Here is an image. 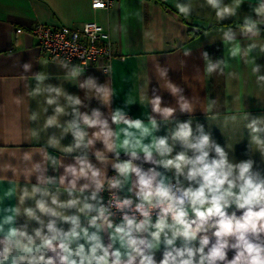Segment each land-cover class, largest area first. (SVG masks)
<instances>
[{
    "label": "crops",
    "instance_id": "1",
    "mask_svg": "<svg viewBox=\"0 0 264 264\" xmlns=\"http://www.w3.org/2000/svg\"><path fill=\"white\" fill-rule=\"evenodd\" d=\"M90 2L0 0V223L14 217L11 224H3L4 233L14 227L32 236L38 228L48 234L51 220L65 232L71 228L69 222L41 213L40 200L64 215L79 216L81 227H89L88 219L95 211L85 216L77 207L59 208L51 203L52 197L60 203L78 199L99 207L102 190L138 191L135 173L125 179L115 167L119 163L132 160L143 172L155 169L175 181L174 169L145 161L142 152L133 159L117 145L126 138L130 143L140 139L145 145L167 138L173 148L171 156L181 151L191 156L193 150L173 139L183 123H189L193 137L209 135L210 143L221 146L230 163L252 161L251 170L264 177V150L252 140L247 127L257 120V126L264 128V30L249 31L244 25L264 23V13L257 12L264 0H220L221 8L233 9L224 17H218L207 0H115L107 9H93ZM177 5L187 7L188 12L181 13ZM87 21L108 31L113 47L109 60L101 58L88 66L60 62L41 54L27 31L36 23L79 26ZM17 28L23 31L16 32ZM50 99L54 103L49 104ZM76 99L79 104L72 102ZM168 109L171 115L166 114ZM94 112H99L103 123L85 124L83 117L96 118ZM116 116L120 119L114 120ZM53 118L55 123L49 125L47 121ZM135 120L148 127L150 134L142 137L140 129L124 123ZM73 123L85 133L79 147L76 129L69 128ZM125 131L131 135L126 137ZM259 135L264 139V132ZM210 156H215L214 150ZM153 157L161 159L155 152ZM80 159L100 173L97 179L103 187L97 191L89 173V178L76 179L70 195L68 189L75 178L66 169L79 170ZM114 179L121 181L119 188L110 187ZM180 180L187 184L183 177ZM85 184L88 188L81 191ZM34 188L41 191L33 193ZM93 192L95 200L91 199ZM27 209L39 220L29 217ZM228 211L237 216L243 212L235 206ZM110 232L99 233L105 245ZM194 243L199 246L198 241ZM176 246H181L180 239ZM3 247L0 243V251ZM163 251L161 245L155 253L157 262ZM234 255L230 249L228 259Z\"/></svg>",
    "mask_w": 264,
    "mask_h": 264
},
{
    "label": "clouds",
    "instance_id": "2",
    "mask_svg": "<svg viewBox=\"0 0 264 264\" xmlns=\"http://www.w3.org/2000/svg\"><path fill=\"white\" fill-rule=\"evenodd\" d=\"M207 2L217 9L218 17L233 12L232 8H221L220 0ZM177 7L181 13L188 12L185 6ZM257 12L264 13V5ZM246 27L251 31L255 24L246 22ZM97 91L102 92L103 89ZM72 102L80 103L78 99ZM48 103L54 101L50 99ZM182 107L187 109L188 105L184 104ZM57 111L63 110L58 108ZM171 112V109L166 110L167 115H171ZM93 115L96 118L84 116V123L89 126L103 123L98 119L99 112H94ZM118 119L119 116L114 117V120ZM47 123L51 125L55 123V119H49ZM124 123L140 129L142 137L150 134V129L140 120ZM258 123L260 121L253 120L247 127L251 130L252 140L264 150V139L259 135L264 132V128L258 127ZM151 126L155 128L156 122L152 121ZM69 128L76 129V147H79L84 141L85 133L79 131L75 123L69 125ZM107 135L109 133H105ZM125 135L130 136L131 133L125 131ZM173 139L179 140L185 149L193 150L192 155L181 151L171 156L173 148L168 144L167 138H159L148 145L142 144L140 139L130 143L126 138L117 145L129 152L133 159L138 158V152H142L145 161L161 165L164 169H174L175 183L155 169L141 171L132 160L115 165L125 179L131 173H135L137 177L136 197L139 202L135 204L134 212L139 213V219L135 214L125 213L121 223L114 224L110 218L112 213L103 205L97 207L78 199L60 203L55 196L52 197L51 203L59 208L77 207L85 216L95 211L96 215L89 217L88 225L96 231L90 233L89 227H81L79 216L64 215L40 200L37 201V208L41 213L59 217L62 221L69 222L71 228L65 232L56 227L55 220H51L47 224L48 234H42V230L38 228L32 236L14 227L4 233L3 224H11L14 219L13 216L6 217L0 223V233L4 234V240L0 241L4 245L0 251V264H5V261H10V264H21L24 261L27 264H264V177L251 170L252 161L230 163L224 149L218 144L210 143L209 135L202 133L193 137L189 123L180 124ZM108 147L111 149L113 145ZM212 150L215 156H210ZM154 152L161 159L155 160ZM78 163L79 170L72 166L66 169L75 178L68 189L69 194L75 188L76 179L89 178V173L99 191L103 187L102 181L97 179L100 173L86 160L80 159ZM180 177L187 181L186 185ZM88 186L85 184L81 191ZM120 186L119 179L110 181V187ZM39 191L40 188L33 189V193ZM47 194L45 190L44 195ZM91 199H96V192L92 193ZM132 205L133 200L129 198L116 201V207L120 210L131 208ZM232 206L236 210H243L242 215L237 216L235 211L229 214L228 210ZM154 210L158 211L153 222ZM26 212L29 217L39 220L32 209H27ZM40 223L43 224V221ZM104 229L111 230L107 245L99 234ZM210 230H213L211 237L208 235ZM212 237L215 238L214 243H211ZM178 239L181 240L179 247L176 246ZM81 240L84 242L81 243ZM197 241L198 247L194 243ZM117 242L118 248L115 247ZM161 245L164 246L163 258L157 262L155 253ZM230 249L235 250V255L229 260ZM13 250L15 255L10 257ZM48 252L54 255L48 256Z\"/></svg>",
    "mask_w": 264,
    "mask_h": 264
},
{
    "label": "built area",
    "instance_id": "3",
    "mask_svg": "<svg viewBox=\"0 0 264 264\" xmlns=\"http://www.w3.org/2000/svg\"><path fill=\"white\" fill-rule=\"evenodd\" d=\"M115 0H91L90 6L93 9L109 8ZM17 28L16 32H22ZM36 40L41 54L56 59L63 63L88 66L96 63L101 58L109 60L113 55V47L110 35L106 28L95 21H87L79 26L49 25L36 23L27 30ZM173 183L175 181L172 180ZM100 205L108 209L112 216L113 223L122 220V216L135 214L139 219V213L134 212L135 204L138 203L136 192L122 193L118 190H102ZM129 198L133 200L131 208L117 209L116 201ZM156 211L152 213L153 222L156 218Z\"/></svg>",
    "mask_w": 264,
    "mask_h": 264
},
{
    "label": "trees",
    "instance_id": "4",
    "mask_svg": "<svg viewBox=\"0 0 264 264\" xmlns=\"http://www.w3.org/2000/svg\"><path fill=\"white\" fill-rule=\"evenodd\" d=\"M253 23L255 24V27L253 28V30H258V31L264 30V23H257V22H253Z\"/></svg>",
    "mask_w": 264,
    "mask_h": 264
}]
</instances>
